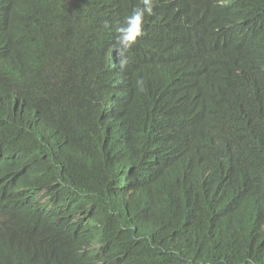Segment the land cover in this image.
Masks as SVG:
<instances>
[{
	"label": "trees",
	"instance_id": "trees-1",
	"mask_svg": "<svg viewBox=\"0 0 264 264\" xmlns=\"http://www.w3.org/2000/svg\"><path fill=\"white\" fill-rule=\"evenodd\" d=\"M172 1L156 0L150 26L197 18L190 0ZM46 3L0 0V257L264 264V111L233 117L228 102L234 85L251 107L264 90V0L211 3L232 27L219 32L223 44L201 28L193 38L213 103L192 127L174 118L173 99L142 108L151 97L140 84L135 108L107 112L102 58L141 0H116L100 15L70 9L77 20L61 13L53 32L36 15ZM240 49L239 61L222 60ZM236 66L245 71L235 76Z\"/></svg>",
	"mask_w": 264,
	"mask_h": 264
},
{
	"label": "clouds",
	"instance_id": "clouds-1",
	"mask_svg": "<svg viewBox=\"0 0 264 264\" xmlns=\"http://www.w3.org/2000/svg\"><path fill=\"white\" fill-rule=\"evenodd\" d=\"M44 8L36 13L42 17V27L47 32H53L56 23L61 22V13L69 15L75 22L78 16L70 14V9L76 14H83L84 11L97 10L98 15L104 7H114L116 0H45ZM178 0L171 3L176 4ZM215 0H190L192 14L197 18L184 20V24H174L165 27L163 23L153 26L151 18L155 17L154 9L156 0H141V4L134 7L123 18V21L116 28L115 43L108 47L102 58V68L106 73V94L105 104L107 112L114 114L115 110H127L136 107V100L139 97L137 92L139 86L144 89L142 108L158 104L162 108L170 99L174 100L177 107V117L180 125L187 124L189 127L197 123L199 117H205L213 103V97L208 89V82L212 79L211 72L198 73L200 61L196 52L192 49V42L196 32L201 28L211 36L216 44H223L224 38L219 34L225 28L232 27V16L224 14L225 11L211 7ZM84 15V14H83ZM199 19L200 22L197 20ZM201 19L210 20L214 23V29L210 30L202 24ZM147 22V29L145 25ZM199 24L201 27H199ZM172 27L178 33L183 45H174L172 39ZM144 37L145 39H142ZM61 38L54 40L52 46L62 45ZM220 43V44H221ZM66 45V43L64 44ZM237 51L231 59H222L231 63L238 58V61L245 51L240 54ZM227 54V52H226ZM223 71L224 68L220 66ZM225 72L227 70H224ZM245 71L239 66L233 69V74ZM228 72V71H227ZM234 85V84H233ZM234 85V94L230 95L228 102L233 112V117L238 115H255L262 110L257 108L264 104V90L260 99L254 107L245 99L242 93V86ZM145 129H148L144 121ZM151 128L157 129L154 124ZM248 130V129H247ZM246 130V131H247ZM250 130V129H249ZM251 131V130H250ZM145 166L154 167L153 161L149 160ZM2 219V218H0ZM4 219V218H3ZM2 236L0 235V243ZM0 257V264H35L24 259L20 255L15 257L3 253Z\"/></svg>",
	"mask_w": 264,
	"mask_h": 264
}]
</instances>
